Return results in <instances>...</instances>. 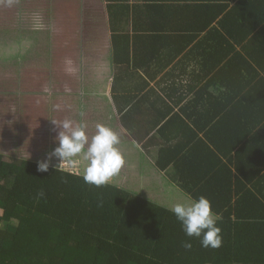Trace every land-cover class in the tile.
<instances>
[{
  "label": "trees",
  "instance_id": "trees-1",
  "mask_svg": "<svg viewBox=\"0 0 264 264\" xmlns=\"http://www.w3.org/2000/svg\"><path fill=\"white\" fill-rule=\"evenodd\" d=\"M86 1L105 4L125 122L138 112L168 144L135 192L116 180L89 185L59 165L38 172L36 158L0 152V262L264 264V0ZM177 57L178 90L173 81L160 99L151 71ZM142 101L150 107H133ZM160 173L183 201H211L221 247L183 248L171 207L152 198Z\"/></svg>",
  "mask_w": 264,
  "mask_h": 264
},
{
  "label": "crops",
  "instance_id": "crops-1",
  "mask_svg": "<svg viewBox=\"0 0 264 264\" xmlns=\"http://www.w3.org/2000/svg\"><path fill=\"white\" fill-rule=\"evenodd\" d=\"M25 1L12 0L10 10L13 13H4L0 17V135L11 139L8 145L0 141V152L22 159L36 158L37 162H42L57 146L54 137L59 129L52 121L68 119L74 123L83 122L87 125L89 138L95 134L96 124H104L119 135L120 144L117 147L125 159L121 172L111 182L116 180L117 184L135 192L143 187L146 171L156 170L160 149L168 143L166 134H159L157 128L144 122L138 112L131 113L127 124L124 120L127 108L123 109L122 103L113 100V89H121L125 84L114 81L105 4L101 7L87 2L86 8H83L82 0H78L77 4L67 0H43L45 3ZM101 17L107 25L109 38L106 47L102 48L103 52H93L86 45L84 27L90 23L95 29ZM15 30L31 31V40L23 46L22 42L18 43V51L7 52V46L16 42ZM96 34L100 33L96 30ZM177 62L178 57L173 63L174 68L172 64L161 72L152 67L151 76L155 77L148 88L156 90L160 99L166 100L167 96L162 91L171 89L173 81L176 86L170 91L178 90ZM135 85L139 82H128V95L135 94L130 93ZM139 98L134 97V101ZM32 102L40 106L41 113L37 114L38 106L33 108ZM133 107L147 109L150 106L142 101ZM156 108L161 110L158 105ZM37 116L44 118L48 124L35 129ZM46 140L49 146L44 145ZM40 143L44 146L43 150L37 149ZM28 145H35L32 149L35 154L27 153L29 150L24 148ZM56 165H59V160L52 157L49 166ZM165 182L163 173L155 176L154 186L158 188L153 189V196L162 195L159 190L166 186Z\"/></svg>",
  "mask_w": 264,
  "mask_h": 264
},
{
  "label": "clouds",
  "instance_id": "clouds-1",
  "mask_svg": "<svg viewBox=\"0 0 264 264\" xmlns=\"http://www.w3.org/2000/svg\"><path fill=\"white\" fill-rule=\"evenodd\" d=\"M52 123L59 129L54 137L57 146L44 161L38 162V172L48 171L52 157L59 160L58 168L66 165L65 171L81 175L85 183L95 187L108 184L121 172L125 159L117 147L120 137L112 128L98 123L95 126V134L89 138L86 134L87 125L83 122L74 123L65 119ZM43 195L41 191L38 198ZM169 211L188 238L182 242L185 250L191 249L192 240L199 241L202 248L217 249L222 246V229L219 226L222 218L213 210L207 197L201 195L189 198L186 202H176Z\"/></svg>",
  "mask_w": 264,
  "mask_h": 264
},
{
  "label": "rangeland",
  "instance_id": "rangeland-1",
  "mask_svg": "<svg viewBox=\"0 0 264 264\" xmlns=\"http://www.w3.org/2000/svg\"><path fill=\"white\" fill-rule=\"evenodd\" d=\"M35 2L45 3L43 0H36ZM81 3H83V5H84L83 8L85 7V5H87L86 4L87 1H85V0H82ZM0 4H1L0 5V17L4 13H5V15L13 13V10H10L9 7L7 8L2 2ZM103 17H105V16H103ZM103 17H101V19H99V23H96L95 29L93 28V25H91L90 23L88 24L87 27H86V25L84 27L86 45L89 46L91 48L90 50H92L93 52H95V50L98 51V52L99 51L103 52L104 50L102 48L106 47V43H107L106 40L109 38V36L106 34L107 25L104 23V18ZM96 30L100 33L99 35L96 34ZM30 34H31V31L30 32H23V31L15 30L13 35H14V41H16V42H14V43L12 42V43H10L7 46V52L8 51H18L19 50L18 43L20 44V42H22L21 43L22 46L25 43H27L29 40H31L29 38ZM32 107L35 108V109L38 108L37 109V114L41 113L40 106L38 104H36L35 102H32ZM37 121H38V123H36L35 129H40V127H43V126L48 124V121H46L44 118L40 119L39 116H37ZM0 141L3 142L5 145H8L11 142V139L8 136L0 135ZM44 145H48L49 146V142L46 140ZM34 148H35V145H32L30 147L28 145L24 149L25 150H29L27 152L29 154H35L36 151L32 150ZM43 148H44V146H43L42 143H40L37 146V149H39V150H43ZM8 157H10V156H8ZM61 167L64 169L67 166L66 165H61ZM161 190L163 192V194L161 196H152V198L158 204H160V205H162V206H164L166 208H170L176 202H186V200L183 201L184 197L174 187H170L168 185L167 187H162ZM1 215H2V212L0 211V216ZM0 264H6V263L5 262H0Z\"/></svg>",
  "mask_w": 264,
  "mask_h": 264
}]
</instances>
